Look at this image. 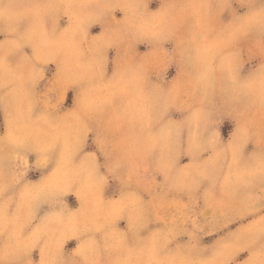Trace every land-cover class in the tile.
I'll return each mask as SVG.
<instances>
[{"label": "clouds", "instance_id": "9594fccd", "mask_svg": "<svg viewBox=\"0 0 264 264\" xmlns=\"http://www.w3.org/2000/svg\"><path fill=\"white\" fill-rule=\"evenodd\" d=\"M0 264H264V0H0Z\"/></svg>", "mask_w": 264, "mask_h": 264}]
</instances>
